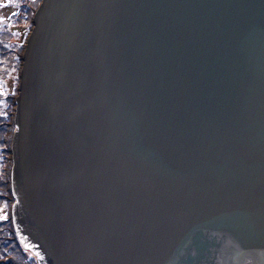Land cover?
I'll use <instances>...</instances> for the list:
<instances>
[{
  "label": "water",
  "instance_id": "1",
  "mask_svg": "<svg viewBox=\"0 0 264 264\" xmlns=\"http://www.w3.org/2000/svg\"><path fill=\"white\" fill-rule=\"evenodd\" d=\"M12 137L39 264H264V0H42Z\"/></svg>",
  "mask_w": 264,
  "mask_h": 264
},
{
  "label": "trees",
  "instance_id": "2",
  "mask_svg": "<svg viewBox=\"0 0 264 264\" xmlns=\"http://www.w3.org/2000/svg\"><path fill=\"white\" fill-rule=\"evenodd\" d=\"M42 0L0 2V264H39L13 223L12 137L24 52ZM14 23V25H12Z\"/></svg>",
  "mask_w": 264,
  "mask_h": 264
},
{
  "label": "rangeland",
  "instance_id": "3",
  "mask_svg": "<svg viewBox=\"0 0 264 264\" xmlns=\"http://www.w3.org/2000/svg\"><path fill=\"white\" fill-rule=\"evenodd\" d=\"M5 1H7V0H0L1 5H2ZM12 25H14V23H13Z\"/></svg>",
  "mask_w": 264,
  "mask_h": 264
}]
</instances>
